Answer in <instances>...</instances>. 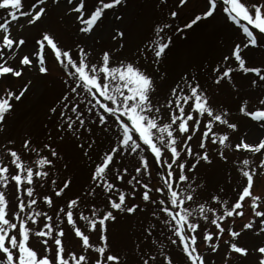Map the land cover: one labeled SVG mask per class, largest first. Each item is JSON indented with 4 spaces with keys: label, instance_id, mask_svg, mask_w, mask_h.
Listing matches in <instances>:
<instances>
[{
    "label": "snow or ice",
    "instance_id": "snow-or-ice-1",
    "mask_svg": "<svg viewBox=\"0 0 264 264\" xmlns=\"http://www.w3.org/2000/svg\"><path fill=\"white\" fill-rule=\"evenodd\" d=\"M29 2L23 11L22 0H0V9L6 10L0 22V78H21L26 69L47 74L43 51H54L64 90L49 113L55 116L59 138L69 136L90 167L81 190L69 198L63 194L71 178L57 183L53 171L63 156L51 135L41 142L24 138L20 148L9 138L0 143V264H208V255L217 253L222 243L224 264L232 253L247 255L249 248L238 242L242 232L264 234V194L253 191L254 176L264 174V135L254 142L244 137L233 142L238 122L216 100V93L187 71L161 92L167 76L160 66L173 44V36L165 33L185 36L219 11L225 23L238 29L239 39L211 67L210 78L217 88L228 81L237 111L264 128V0H204L184 21L182 10L190 0L159 5L162 15L168 7L166 18L154 22L135 54L122 55L125 32L117 25L114 45L96 52L75 43V57L72 48L59 44L47 30L35 40V49L23 51L26 39L15 34L14 22L17 16L27 17L29 25L37 22L48 0ZM51 3L63 4L66 13L74 15L78 31L91 35L106 10L115 12L127 0H95L90 11L86 0ZM167 18L180 22L169 23ZM236 73L247 76L254 97L231 83ZM30 84L8 86L0 94V132L6 130L11 101H20ZM100 137L107 146L98 150ZM233 150L259 154L258 163L247 156L233 158ZM213 155L240 177L234 200L227 199L223 189L206 199L202 195L197 173ZM245 204L251 218L236 229ZM45 205L48 211H41ZM138 215L141 231L133 248L114 249L110 229ZM33 237L39 246L31 244ZM254 251L257 264H264V242Z\"/></svg>",
    "mask_w": 264,
    "mask_h": 264
},
{
    "label": "rangeland",
    "instance_id": "rangeland-1",
    "mask_svg": "<svg viewBox=\"0 0 264 264\" xmlns=\"http://www.w3.org/2000/svg\"><path fill=\"white\" fill-rule=\"evenodd\" d=\"M34 2V0H31ZM176 0H127L126 6H121L113 11L106 10L104 18L100 21L99 27H96L91 35H84L78 31L77 22L74 15H68L63 4L56 6L48 0L45 14L42 15L37 22L29 25L27 17L17 16L14 22L13 31L18 36H23L26 43L23 51L35 49V40L39 35L47 30L54 34L59 44L73 49L75 57V43H81L91 47L98 52L108 46L114 45L116 42L112 40L114 26H119L125 32L123 56H130L136 53L138 46H142L143 41L150 36L154 22L164 20L168 11V7L164 8L163 15L159 5L173 6ZM22 10L26 11L30 7L29 0H22ZM87 10H93L95 0H86ZM204 0H190L187 8L183 9L181 21L186 20L194 10L203 7ZM6 15V10L0 9V22ZM114 15L121 16L119 21L115 20ZM166 22L179 23L174 18H167ZM173 36V44L169 51L168 57L160 66V71L167 76L160 85L161 92H165L174 81L185 72L197 75L200 82L216 93V100L223 106H227L232 114V120L238 122L239 131L232 133V141L236 142L239 137H244L248 142H254L255 139L264 135V128L246 118L237 111V99L235 91L231 88L228 81L222 83L219 88L215 87L212 82L214 74L211 73V67L217 62H221L222 56L228 54V47L233 40H238V29L225 23L223 15L218 11L211 19L200 22L192 29L187 31L185 36H178L175 32L165 33ZM45 63L49 71L47 74H40L36 70L26 69L21 78H0V94L6 87L18 89L24 83L31 81V84L25 95L20 101H11L14 105L13 110L7 116L5 125L6 130L0 132V143H4L6 138L15 141V146L20 148L24 138L31 137L37 142L46 141L49 135L52 136L54 146L58 147L63 160L54 169L57 183L62 179L71 178V187L63 194L70 198L71 193L81 190V186L85 184L89 176V164L81 152H79L72 139L64 136L61 140L55 129V116L49 113V108L55 103L62 94L63 73L60 65L55 59V53L46 47L43 51ZM16 63V61H13ZM231 83H235L242 87V91L250 96L256 93L248 89V78L239 73L234 74ZM99 136V132L97 133ZM103 141L100 148L107 146V141L100 137ZM194 148L197 141H192ZM258 155L247 153L244 151H232L233 158L243 159L247 156L249 159L258 163ZM67 163V167H65ZM114 165L113 167H117ZM198 182L203 188L202 195L207 198L208 193L217 194L219 189H223L226 198L234 200L237 185L241 180L235 168L225 165L215 155L212 156V162L202 164L200 171L197 173ZM155 183V181H153ZM51 188V184L48 185ZM9 193L12 189H8ZM256 194H264V174L254 176V188ZM139 202V197L137 201ZM39 204V202H38ZM245 214L242 218L235 220V228L240 229L242 224L251 218V211L248 204L244 205ZM41 211H48L47 206H42ZM51 215V212H49ZM142 217L140 215L131 218L121 219L114 227L110 229L111 243L114 249H123L128 251L133 248L137 236L141 228L140 223ZM231 223V221H229ZM95 240V235L92 236ZM227 239V237H225ZM238 242L242 246L249 248L247 255H239L232 253L228 257V264H257L258 254L254 248L264 242V234L256 235L253 231L244 230ZM164 243V240H161ZM32 245H38L37 239H31ZM200 248L204 245L201 243ZM179 257L178 250H174ZM226 245H220L219 250L215 254H209L207 257L208 264H224V252Z\"/></svg>",
    "mask_w": 264,
    "mask_h": 264
}]
</instances>
